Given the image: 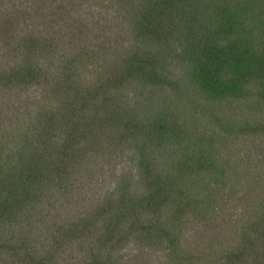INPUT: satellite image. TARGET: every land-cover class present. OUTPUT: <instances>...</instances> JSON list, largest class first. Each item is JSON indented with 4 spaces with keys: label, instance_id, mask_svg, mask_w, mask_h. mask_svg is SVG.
<instances>
[{
    "label": "trees",
    "instance_id": "obj_1",
    "mask_svg": "<svg viewBox=\"0 0 264 264\" xmlns=\"http://www.w3.org/2000/svg\"><path fill=\"white\" fill-rule=\"evenodd\" d=\"M0 264H264V0H0Z\"/></svg>",
    "mask_w": 264,
    "mask_h": 264
}]
</instances>
